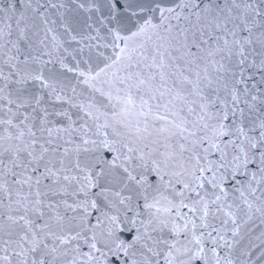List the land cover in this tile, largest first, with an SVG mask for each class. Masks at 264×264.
Instances as JSON below:
<instances>
[{"label": "snow or ice", "instance_id": "6c2138e0", "mask_svg": "<svg viewBox=\"0 0 264 264\" xmlns=\"http://www.w3.org/2000/svg\"><path fill=\"white\" fill-rule=\"evenodd\" d=\"M0 264H264V0H0Z\"/></svg>", "mask_w": 264, "mask_h": 264}]
</instances>
